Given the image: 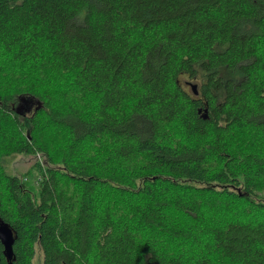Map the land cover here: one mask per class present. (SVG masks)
Instances as JSON below:
<instances>
[{
    "label": "trees",
    "instance_id": "trees-1",
    "mask_svg": "<svg viewBox=\"0 0 264 264\" xmlns=\"http://www.w3.org/2000/svg\"><path fill=\"white\" fill-rule=\"evenodd\" d=\"M0 220L11 264H264V0H0Z\"/></svg>",
    "mask_w": 264,
    "mask_h": 264
},
{
    "label": "water",
    "instance_id": "water-1",
    "mask_svg": "<svg viewBox=\"0 0 264 264\" xmlns=\"http://www.w3.org/2000/svg\"><path fill=\"white\" fill-rule=\"evenodd\" d=\"M190 87L193 93H197L195 84H190ZM203 117H206V114H204ZM14 238L15 236L10 226L0 220V242L3 246V253L5 257L9 260L8 264H11L10 259L12 258V244L14 242Z\"/></svg>",
    "mask_w": 264,
    "mask_h": 264
},
{
    "label": "rangeland",
    "instance_id": "rangeland-1",
    "mask_svg": "<svg viewBox=\"0 0 264 264\" xmlns=\"http://www.w3.org/2000/svg\"><path fill=\"white\" fill-rule=\"evenodd\" d=\"M183 84V83H182ZM32 106V104H30V107ZM25 107H29V106H27L26 105V103H25ZM17 159H16V161H14L15 162V168L17 169V170H24V169H26L30 164H32V162L34 161V156H17L16 157ZM36 262V264H38V262L37 261H35Z\"/></svg>",
    "mask_w": 264,
    "mask_h": 264
}]
</instances>
